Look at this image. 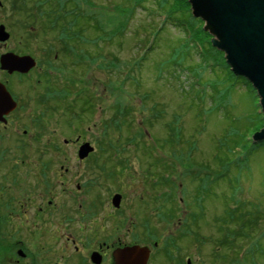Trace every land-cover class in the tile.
Listing matches in <instances>:
<instances>
[{
	"label": "rangeland",
	"instance_id": "1",
	"mask_svg": "<svg viewBox=\"0 0 264 264\" xmlns=\"http://www.w3.org/2000/svg\"><path fill=\"white\" fill-rule=\"evenodd\" d=\"M56 1L63 2L62 8L77 3ZM148 1L134 2L126 27L111 41L89 44L98 32L85 25L81 31L86 42H76L77 52L71 54L68 43H61L65 55L53 50L49 70L43 67L40 78L36 73L31 81L26 78L29 84L20 92L19 108L31 116L15 112L18 138L2 140L0 175L11 166L18 204L31 194L35 204L50 199L57 210L76 199L80 214L97 210L82 226L93 225L95 218L102 221L115 192L125 206L123 213L114 212L116 221L133 214L128 208L133 197L141 210L156 206L146 220L162 221L164 237L168 230L177 231L180 254H189L194 264H264V140L250 150L251 137L264 122L259 99L252 87L254 92L241 82L231 86L224 67H205L197 53L184 52V34L162 23L153 11L154 1ZM93 2L103 7L96 17L115 2L130 7L128 0ZM37 3L17 0L16 21L24 30L12 43L18 39L41 57L39 42L63 30L41 18ZM54 4L48 1L43 8ZM78 8L89 11L80 1ZM113 13L123 21V14ZM25 16L30 17L26 24ZM64 17L67 22L66 13ZM154 26L163 28L150 43ZM25 34L31 35L28 41ZM135 59L138 64L131 69ZM105 61L109 67H100ZM124 71H131L130 77ZM82 73L89 83L77 81ZM65 86L68 91L60 92ZM87 87L91 92L80 91ZM83 95L89 107L82 106ZM83 142L94 150L79 161ZM61 164L70 169L68 174L61 175ZM177 226H185V234Z\"/></svg>",
	"mask_w": 264,
	"mask_h": 264
},
{
	"label": "flooded vegetation",
	"instance_id": "2",
	"mask_svg": "<svg viewBox=\"0 0 264 264\" xmlns=\"http://www.w3.org/2000/svg\"><path fill=\"white\" fill-rule=\"evenodd\" d=\"M16 3L17 0H0V86L8 92L15 104L12 109H0V162L2 140L5 138L17 141L18 138L20 123L13 117L15 112H20L22 116H31L30 111L19 108L22 100L19 97L20 92L29 84L26 78L31 81V76L35 73L40 78L43 67L49 70V57L53 50V54L60 51L65 55V46L62 45L66 43L64 31L58 37L55 35L53 39L39 42L43 50L41 57L36 56L28 46L18 44V39L12 43L15 34L24 30L16 21ZM11 18L14 20L11 21ZM28 18L30 17L25 16V24ZM46 30H49V34H56L51 29L43 32ZM30 37L31 35L25 34L23 39L28 41ZM8 55L29 56L35 65L26 72L8 71L1 63L2 58ZM53 58H57V55H53ZM21 80L25 82L21 84ZM22 134L28 135L27 129H22ZM78 140L77 136L74 141L78 143ZM67 142L68 140H63L64 144ZM83 159H78L77 156V160ZM60 167L63 169L62 176L68 174V167L62 164ZM8 170L7 174L0 175V264H115L114 253L127 246H138L147 251L144 264H194L189 254H180L175 242L178 239L177 231L168 230L164 237L159 226L162 221L155 220L150 223L146 220V213L156 210V206L145 209L143 206L141 210L139 206H135L139 203L133 197V204L128 207L133 210V214L126 215L122 222L116 221L114 212L123 213L125 206L121 204L122 195L115 192L114 194L120 195L118 206L112 204L113 194L109 205L110 212L105 211L102 221L95 218L93 225L82 226L83 219L95 215L97 210H93L91 214L87 213L89 211L80 214L78 208L82 206L78 205L80 202L77 199H73V205H60L57 210L50 206V199H47L46 204H42L41 200L39 204H35L31 194L18 204L14 195L17 189L15 173L11 166H8ZM44 181L48 186V181ZM106 222L110 223L104 225ZM179 228L182 229L180 234H185L184 230L187 228Z\"/></svg>",
	"mask_w": 264,
	"mask_h": 264
},
{
	"label": "water",
	"instance_id": "3",
	"mask_svg": "<svg viewBox=\"0 0 264 264\" xmlns=\"http://www.w3.org/2000/svg\"><path fill=\"white\" fill-rule=\"evenodd\" d=\"M191 15L203 21V30L211 35L210 43L223 53L231 73L250 83L259 98L264 118V0H187ZM8 71L26 72L35 65L29 56L8 55L1 60ZM8 92L0 86V109L14 108ZM264 140V125L251 137L252 143ZM94 150L89 142L78 147V159ZM119 194L112 204L118 206ZM115 264H144L147 251L127 246L114 253Z\"/></svg>",
	"mask_w": 264,
	"mask_h": 264
},
{
	"label": "trees",
	"instance_id": "4",
	"mask_svg": "<svg viewBox=\"0 0 264 264\" xmlns=\"http://www.w3.org/2000/svg\"><path fill=\"white\" fill-rule=\"evenodd\" d=\"M39 3V15H42V19L46 23L51 24V28H60L64 31L65 34H67L66 43H68L67 51L71 54L77 52L74 51L76 48V42L77 44L85 43L86 41L82 39V31L83 28H85V25H88L89 27L97 30V35L95 38H89L88 42L89 44H93L91 42H94L95 44L97 41L104 42L106 40L111 41L112 38L117 37L118 33L123 30L126 27L127 21L129 16L132 13V7L135 4L148 2V0H128L130 3V7H121L117 4V2L114 3L112 8H107V12L102 14L100 17H96L94 13L103 8L101 5H98L93 2V0H76V4L74 5L73 1L69 8H62V4L59 1L55 0L54 7H45V4H47L48 1H51L53 3V0H38ZM67 5L66 0H62ZM78 1L82 2L89 11L82 10L81 8H78ZM154 1V5L156 7V10H153L154 13L156 12L159 18H161L162 23L173 25V27L178 28L185 36V42L183 43V50L184 52L188 51V54L191 52H195L199 55V58L205 67H214V66H220L224 67L227 71L228 79L231 80V86H235L238 82H241L242 85H247L250 90H252L250 84L246 82L242 77H236L234 76L229 68L228 65L225 63L224 58L222 56L221 52H218L214 49V47L210 43V34L203 30V23L200 19H195L191 15L190 5L187 0H152ZM56 3L59 5L60 8L57 7ZM93 10H90L91 8ZM143 9L148 10V7L142 5ZM63 9V12H59V10ZM95 9V10H94ZM113 11L117 14H123V21L118 20L116 14L113 13ZM70 14H67V13ZM69 17V20L66 22V19L64 15ZM92 14V15H91ZM83 20L85 24L80 22ZM94 20V26L92 21ZM91 22V25L90 23ZM61 25V26H60ZM155 27V26H154ZM163 28V26H156L154 32L150 35V43H154L156 39V35L158 32ZM76 31V32H75ZM73 33V34H71ZM72 35V36H71ZM115 36V37H114ZM139 44H142V40L139 41ZM205 50H204V47ZM74 51V52H73ZM93 62L96 61L95 58H91ZM106 62L101 63L100 67H109L106 65ZM75 64H77L75 62ZM138 64V59H135L132 61L130 68L132 69L135 67V65ZM131 71H124L125 74H128V77H130ZM77 81L78 82H84L89 83L90 80L88 78H85L84 76L86 74L82 73V75L78 74ZM132 78V77H131ZM91 88H82L80 91L83 93H89ZM68 91L67 86L59 89ZM253 91V90H252ZM254 92V91H253ZM91 96L92 95H88ZM87 96L83 95L81 104L82 106L89 107V103L86 102ZM125 123V121L123 122ZM264 124V122H263ZM257 144H253V146L250 147V150L255 149L257 147ZM255 145V147H254Z\"/></svg>",
	"mask_w": 264,
	"mask_h": 264
}]
</instances>
